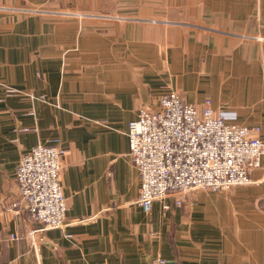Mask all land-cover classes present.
Listing matches in <instances>:
<instances>
[{"label": "crops", "instance_id": "obj_1", "mask_svg": "<svg viewBox=\"0 0 264 264\" xmlns=\"http://www.w3.org/2000/svg\"><path fill=\"white\" fill-rule=\"evenodd\" d=\"M165 85L264 141V0H0V264H264V168L231 196L135 203L128 122ZM50 143L66 149V225L37 230L15 168Z\"/></svg>", "mask_w": 264, "mask_h": 264}, {"label": "built area", "instance_id": "obj_2", "mask_svg": "<svg viewBox=\"0 0 264 264\" xmlns=\"http://www.w3.org/2000/svg\"><path fill=\"white\" fill-rule=\"evenodd\" d=\"M257 130L230 122L228 113L213 108L208 98L198 108L174 91L164 92L156 108L142 107L128 122L127 156L139 176L135 203L149 212L154 201L169 196L200 188L223 192L250 184V173L264 168V141ZM65 155V147L58 143L37 144L16 165L18 195L41 225L37 230L66 225L60 177ZM174 203L181 205V199ZM169 207L162 205L164 210ZM163 263L157 257L148 264Z\"/></svg>", "mask_w": 264, "mask_h": 264}, {"label": "rangeland", "instance_id": "obj_3", "mask_svg": "<svg viewBox=\"0 0 264 264\" xmlns=\"http://www.w3.org/2000/svg\"><path fill=\"white\" fill-rule=\"evenodd\" d=\"M153 22H155L156 24H161V25H163V26H166V27H169V26H171V25H173V24H175L176 23V20L175 19H172V18H170L169 16H167L166 15V13H164V14H160V15H157V16H155L154 18H153ZM107 28H105V27H100V26H98V27H96L95 28V31H97V34L98 33H101V32H104L105 30H106ZM191 62L193 63V65H196V61L193 59V60H191ZM168 71L170 72H172L173 71V73H172V75H175L176 77H177V79H180L181 78V74H182V72L184 71V68L183 67H181L180 65L179 66H172V65H169V67H168ZM171 72H170V74H171ZM191 86H195V84L193 83V84H190L189 85V88L191 87ZM164 89H165V91H174V92H176L175 90H173L175 87H172L173 89H167L168 88V86H164L163 87ZM192 88V87H191ZM207 88V87H206ZM167 89V90H166ZM9 90V89H8ZM11 90V89H10ZM10 92H13V90H11ZM164 93V91L161 93V95ZM177 93V92H176ZM186 94H191V95H193L194 94V92H192V91H186L185 92ZM201 94H206V96H208V93H209V91H205V93H202V92H200ZM181 97V96H180ZM206 99V98H205ZM204 99V100H205ZM203 100V101H204ZM146 108H148V107H146ZM149 109H152V108H149ZM127 131V130H126ZM127 135V134H126ZM242 186H244V187H242ZM242 186H240V187H242V188H245V187H248V184L247 185H242ZM234 188H236V187H232V188H230V189H228V190H226V191H223V192H209V191H205L206 189H204V190H201V189H195L194 191H204V192H209V194H214V195H229V196H231V194L233 193V191L235 190ZM189 193V192H188ZM241 196H243V195H241ZM213 219H214V221H216L215 220V217H212ZM225 224H227L228 225V227L231 229V223H223V225H225ZM224 227H227V226H224ZM229 233H231V231H229ZM230 240V239H229ZM225 244V243H224ZM226 245H229V244H226ZM231 253V252H230ZM248 252H241V257H248Z\"/></svg>", "mask_w": 264, "mask_h": 264}]
</instances>
